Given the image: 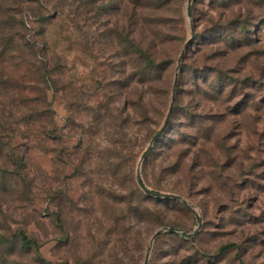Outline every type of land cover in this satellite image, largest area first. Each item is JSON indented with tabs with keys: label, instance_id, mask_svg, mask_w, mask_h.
Returning a JSON list of instances; mask_svg holds the SVG:
<instances>
[{
	"label": "rangeland",
	"instance_id": "obj_1",
	"mask_svg": "<svg viewBox=\"0 0 264 264\" xmlns=\"http://www.w3.org/2000/svg\"><path fill=\"white\" fill-rule=\"evenodd\" d=\"M168 5L184 35L160 50L163 107L130 77L132 0H0V264H143L148 247L147 264H170L189 246L197 264H264V0ZM238 12L252 15L257 39L254 55L244 48L241 117L209 115L206 151L190 146L182 156L181 111L141 159L167 114L185 42L175 95L190 84L196 33ZM181 102L192 105L187 95ZM137 170L171 196L146 194ZM161 227L197 232L192 243L167 230L150 241Z\"/></svg>",
	"mask_w": 264,
	"mask_h": 264
},
{
	"label": "trees",
	"instance_id": "obj_2",
	"mask_svg": "<svg viewBox=\"0 0 264 264\" xmlns=\"http://www.w3.org/2000/svg\"><path fill=\"white\" fill-rule=\"evenodd\" d=\"M168 2L169 0H132L131 10L133 28H131L132 58L129 59L130 77L133 78L135 90L142 83L146 91L159 98L163 107L168 102L170 86L167 79L168 71L164 70L166 68L164 65L168 62L159 58L160 50L164 43L171 40L174 42L179 38L182 41L184 35L180 12L177 9L171 10ZM225 17L221 20L209 19L208 24L203 27V34L197 36L196 33L194 37L196 41L192 39V43H195L193 53H196V56L191 65L190 84L185 88L177 89L171 117L166 124V127L171 125V121L179 112L184 111L187 120L186 123H180L175 141L180 144L179 151H182V156L190 146H196L198 151H206V140L210 138L208 128L211 127L207 126L204 120L209 115L224 118L228 113L241 117L247 106L244 89L248 86H246L247 78L242 74V64L245 47L252 48V55L256 53L257 39L255 32H251L255 20L250 13L244 17L241 12ZM231 54L233 61L228 65L226 58ZM186 95L189 103L192 104L191 107L182 105L181 100L183 101ZM142 97L144 96L139 94L137 102L144 99ZM217 147L225 153L229 151L231 145L225 141L219 143ZM185 167L182 169L183 174L190 176L188 174L190 167L187 164ZM168 233L172 232L168 231ZM21 240L23 244L30 243L24 235ZM185 240L192 243L193 239ZM228 247L230 244H224L219 249L223 251ZM187 250L185 256H176L169 263L197 264L200 255L198 256L192 246ZM201 264H210L209 258H204Z\"/></svg>",
	"mask_w": 264,
	"mask_h": 264
},
{
	"label": "water",
	"instance_id": "obj_3",
	"mask_svg": "<svg viewBox=\"0 0 264 264\" xmlns=\"http://www.w3.org/2000/svg\"><path fill=\"white\" fill-rule=\"evenodd\" d=\"M186 11H187V14H189V7H187ZM190 44H191V40L189 38L185 42V44L182 47V49L180 50V53H179V56H178V60H177V65L175 67L173 87H172V94L170 96V103H169V106H168L167 114H166V116L164 118L163 123L161 124V126L159 127V129L155 132V134L152 136L149 144L147 145V147L143 151V153L141 155V159H143L148 154V152L150 151V149H151L152 145L154 144V142L159 138V136L164 131V128L166 127V124H167V122L169 120V117L171 115V112H172V109H173V105H174V99H175V84H176V80H177V76H178V71L180 69V63H181V60L183 58V55H184V53L186 51L187 46L190 45ZM136 179H137V182H138L139 186L148 195H152V196H155V197H161V198H168V197L171 196V194H168V193L153 192L150 188H148L144 184V182L142 181V179L140 177L139 170L136 171ZM176 198H178L181 202H183L184 204H186V205L189 206V203H188V201L185 198H182L180 196H176ZM196 216H197V220H198V223H199L200 222V218H199L198 215H196ZM162 230H167V231H170V232H173V233H177V234H180V235L185 236L187 238L193 236L197 232V229H195L193 232H186V231H179V230L173 229L172 227H166V228L161 227V228H158L152 234V236L150 238V241H152ZM149 249H150V247L147 248V252H146V255H145L143 264H147V262H148Z\"/></svg>",
	"mask_w": 264,
	"mask_h": 264
}]
</instances>
